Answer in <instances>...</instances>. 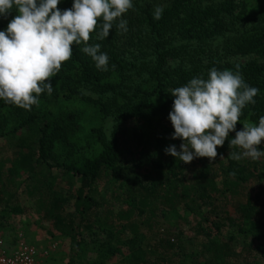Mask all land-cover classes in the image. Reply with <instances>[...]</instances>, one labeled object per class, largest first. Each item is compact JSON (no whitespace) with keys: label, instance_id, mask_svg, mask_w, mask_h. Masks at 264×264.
<instances>
[{"label":"trees","instance_id":"1","mask_svg":"<svg viewBox=\"0 0 264 264\" xmlns=\"http://www.w3.org/2000/svg\"><path fill=\"white\" fill-rule=\"evenodd\" d=\"M73 2L61 0L58 7L71 9ZM133 5L123 16L127 32L114 25L104 40L91 34L88 43H99L109 57L107 71L96 68L83 45L73 46L71 59L52 78L53 92L42 93L31 111L0 99V140L14 148L0 157V202L17 198L24 187L50 235L68 239L67 264H264V157L232 160L229 153L240 151L229 147L235 132L213 161L185 164L165 153L171 145L179 151L183 142L171 138L175 97L169 90L197 76L207 79L213 67L238 71L259 89L237 131L264 116V0ZM156 6L163 7L159 20L153 19ZM15 15L0 17V31ZM241 57L247 60L234 61ZM106 118L113 121L109 136L99 123ZM152 125L151 145L146 136ZM132 137L151 151L130 165L120 154ZM259 148L264 151V142ZM64 177L79 178L70 194L56 189ZM103 184L110 193L100 194ZM181 211L192 215V230L207 240V259L187 260L179 225L170 224L183 219Z\"/></svg>","mask_w":264,"mask_h":264},{"label":"clouds","instance_id":"2","mask_svg":"<svg viewBox=\"0 0 264 264\" xmlns=\"http://www.w3.org/2000/svg\"><path fill=\"white\" fill-rule=\"evenodd\" d=\"M60 2L0 0V17L16 12L6 30L0 31V99L5 103L31 111L42 93L53 92L52 78L71 59L73 46L83 45L81 50L96 68L108 70L109 57L100 51L101 45L88 42L93 32L98 40L108 38L114 25L118 31L127 32L123 16L134 8L133 0H74L72 8L63 11L58 7ZM162 13L163 7L156 6L153 19L159 20ZM258 92L238 71L215 67L207 79L197 76L184 86L170 89L175 97L169 113L174 128L171 138L183 142L179 151L171 145L165 153L185 164L201 157L213 161L218 156L217 147L235 132L229 147L240 151L230 152V158L258 161L264 157L259 148L264 142V116L258 124H244L242 130H236L242 110L255 104Z\"/></svg>","mask_w":264,"mask_h":264},{"label":"rangeland","instance_id":"3","mask_svg":"<svg viewBox=\"0 0 264 264\" xmlns=\"http://www.w3.org/2000/svg\"><path fill=\"white\" fill-rule=\"evenodd\" d=\"M247 60V57H241L234 59L237 63H243ZM81 106L80 104H76ZM100 125L103 128V131L107 136L110 134L111 125L113 123L111 118H106L101 120ZM155 124V123H153ZM86 126V124H85ZM149 135L146 136L149 144H153L155 141L156 126L152 125L149 129ZM133 143L126 145L122 149L120 158L125 160L126 164H130L134 161L141 163V157L144 158L151 150L148 149L146 143L143 145H136L135 137H132ZM14 148L10 140L3 139L0 140V157L1 156H10ZM144 164H141L140 170L143 169ZM153 166L151 165V168ZM79 183V178L77 177H64L58 179L56 182V189L63 193L69 191V194L72 192V189L76 187ZM106 184L99 185L100 194L110 193L112 190L111 186L107 187ZM24 187H21L17 198L13 196L7 201L3 200L0 202V238H2L6 245H9L13 248L17 244L18 240H24L28 245H33L37 248L38 253L41 255L42 264H67L69 257V241L67 238H54L50 235L52 230L50 225L46 223L41 217L35 213L34 204L32 198L23 191ZM14 192V189L10 190L9 193ZM6 199V198H5ZM68 202V208L71 207ZM12 207H19V212L12 211ZM232 215L236 216V213L233 211ZM183 219L172 220L170 224L176 222L179 225L181 230V239L183 241V246L185 248V253L187 255V260L189 262H196L197 259H207V256L204 255V244L207 243V240L200 235H197L193 226V217L189 213L181 211ZM163 214V213H162ZM165 226L170 224L166 220H161ZM161 232V231H160ZM225 232L228 233L227 230ZM147 233V232H146ZM101 237V236H100ZM237 247L243 245V238L238 237L236 241ZM245 255V252L243 253ZM179 258H182L181 254L178 255ZM178 257L175 256V260ZM112 264H116L114 259L111 260Z\"/></svg>","mask_w":264,"mask_h":264},{"label":"built area","instance_id":"4","mask_svg":"<svg viewBox=\"0 0 264 264\" xmlns=\"http://www.w3.org/2000/svg\"><path fill=\"white\" fill-rule=\"evenodd\" d=\"M0 264H42L37 248L19 239L11 248L0 238Z\"/></svg>","mask_w":264,"mask_h":264}]
</instances>
